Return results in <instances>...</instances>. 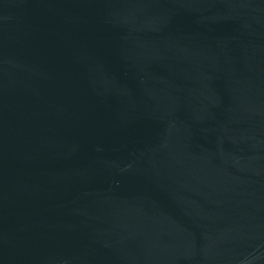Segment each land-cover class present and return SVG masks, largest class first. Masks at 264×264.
<instances>
[{
  "label": "water",
  "instance_id": "1",
  "mask_svg": "<svg viewBox=\"0 0 264 264\" xmlns=\"http://www.w3.org/2000/svg\"><path fill=\"white\" fill-rule=\"evenodd\" d=\"M0 264H264V0H0Z\"/></svg>",
  "mask_w": 264,
  "mask_h": 264
}]
</instances>
